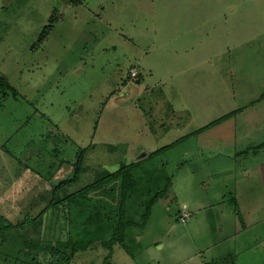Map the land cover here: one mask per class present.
I'll use <instances>...</instances> for the list:
<instances>
[{
    "label": "rangeland",
    "instance_id": "obj_1",
    "mask_svg": "<svg viewBox=\"0 0 264 264\" xmlns=\"http://www.w3.org/2000/svg\"><path fill=\"white\" fill-rule=\"evenodd\" d=\"M76 1L0 0V264H264V0Z\"/></svg>",
    "mask_w": 264,
    "mask_h": 264
},
{
    "label": "trees",
    "instance_id": "obj_2",
    "mask_svg": "<svg viewBox=\"0 0 264 264\" xmlns=\"http://www.w3.org/2000/svg\"><path fill=\"white\" fill-rule=\"evenodd\" d=\"M75 3H78L76 0H74ZM51 20V19H50ZM52 21V20H51ZM50 29V26H47L46 29H44V34L48 32V30ZM44 34H42L41 37L44 36ZM46 36V35H45ZM0 80L2 81V86L1 88L4 87H8L7 82L0 76ZM0 81V82H1ZM136 83H140L141 79L138 78L136 80ZM239 110L234 111L233 113L236 114ZM233 113L229 114L228 117L230 115H232ZM169 147L166 148H162L160 149L158 152H161L165 149H167ZM141 160L138 162L139 164H141ZM135 166L130 165L127 167H124L122 169L116 170L115 172L105 176L104 178L98 180L97 182L88 185L85 189L83 193H87L88 191L91 190H98V193H101V195L107 194V199L110 200L108 204L109 207L111 206H115V204H118V212H115V216H116V220L113 221L115 224V228H113V233L114 232H119L120 234L118 235L117 238H115L113 236V243L115 244H119L124 250H127V245L124 241L125 238V220H124V215H125V208H126V204H127V199H128V194L130 193V191L135 187L136 181H135V176L133 175V168ZM168 184V181L166 183V185ZM116 187V188H115ZM167 192V189H162V191H158L155 193V195L152 197V199L150 200L149 205H151L153 202L158 200L159 195H162L163 198H165V193ZM168 195V194H167ZM146 206V213H149L150 208ZM110 212H114L112 209H109ZM100 212H96L95 217L93 220H96V224H102V222L104 221H99L101 220L100 217ZM108 219L111 221V215L108 216ZM23 224V223H20ZM15 238H12L10 240L9 243H13ZM66 243V242H65ZM64 244L62 251L60 250V248H57V246H53L51 249V254H53V258L55 259V264H70L71 259L73 258L75 252L82 246V244H73L72 242H67L66 244ZM7 245V244H6ZM9 245V244H8ZM32 242L31 241H23L22 242V246L27 249L30 250V248H32ZM110 245L106 244V247L108 248ZM66 247H70V251L68 249H66ZM111 250V249H110ZM56 256H55V253ZM61 255V256H60ZM11 262V263H10ZM12 259H8V260H2L1 264H12ZM49 264H53V263H49Z\"/></svg>",
    "mask_w": 264,
    "mask_h": 264
},
{
    "label": "crops",
    "instance_id": "obj_3",
    "mask_svg": "<svg viewBox=\"0 0 264 264\" xmlns=\"http://www.w3.org/2000/svg\"><path fill=\"white\" fill-rule=\"evenodd\" d=\"M5 144H1L0 146V153L1 154H4L6 153L7 154V157L6 155L4 154V159H5V167H1L0 169L2 168H7V164L10 162V154L12 153H7L6 150L7 148H5ZM13 156H14V152H13ZM15 169V168H14ZM26 169H30L29 166H26ZM16 171V169H15ZM13 172L15 175H16V172ZM20 172H18V176H19V180L17 182V180H4L3 182L2 179L0 180V207H6V209L11 212L12 211V207L14 205V202L16 200V198L18 197H23V195H25V192L29 190V187H30V184L27 182L28 181V177H27V174H28V171L25 170V173L24 170H19ZM17 184H19V189H16L17 187ZM12 185L15 186V188H12ZM10 186V187H9ZM11 191L12 192V196L9 198L6 194L5 191ZM16 190V191H15ZM7 211V212H8ZM3 221V220H2Z\"/></svg>",
    "mask_w": 264,
    "mask_h": 264
},
{
    "label": "water",
    "instance_id": "obj_4",
    "mask_svg": "<svg viewBox=\"0 0 264 264\" xmlns=\"http://www.w3.org/2000/svg\"><path fill=\"white\" fill-rule=\"evenodd\" d=\"M64 5L69 4V0H60ZM143 155H145V153H142L138 158L142 157Z\"/></svg>",
    "mask_w": 264,
    "mask_h": 264
},
{
    "label": "built area",
    "instance_id": "obj_5",
    "mask_svg": "<svg viewBox=\"0 0 264 264\" xmlns=\"http://www.w3.org/2000/svg\"><path fill=\"white\" fill-rule=\"evenodd\" d=\"M136 73L132 74V76H135Z\"/></svg>",
    "mask_w": 264,
    "mask_h": 264
}]
</instances>
